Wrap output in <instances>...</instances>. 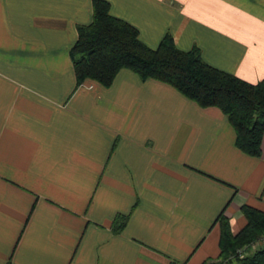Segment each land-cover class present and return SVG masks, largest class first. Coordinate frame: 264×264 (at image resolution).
Listing matches in <instances>:
<instances>
[{
    "label": "crops",
    "instance_id": "obj_1",
    "mask_svg": "<svg viewBox=\"0 0 264 264\" xmlns=\"http://www.w3.org/2000/svg\"><path fill=\"white\" fill-rule=\"evenodd\" d=\"M107 1L151 48L169 32L264 78V0ZM91 19L92 0H0V264H220L218 214L236 233L264 211V132L249 156L220 109L128 69L76 85Z\"/></svg>",
    "mask_w": 264,
    "mask_h": 264
},
{
    "label": "trees",
    "instance_id": "obj_2",
    "mask_svg": "<svg viewBox=\"0 0 264 264\" xmlns=\"http://www.w3.org/2000/svg\"><path fill=\"white\" fill-rule=\"evenodd\" d=\"M76 85L93 81L112 84L120 69L134 72L140 80L166 83L200 107L214 106L234 129L235 145L245 154L259 157L264 132V78L250 83L206 63L196 46L180 49L167 32L155 48L143 43L138 29L110 13L107 0H92V19L77 25V39L69 50ZM245 225L236 233L224 209L216 217L220 229V264H264V246L242 257L237 249L264 234V211L241 206ZM127 215H118L113 230L120 232Z\"/></svg>",
    "mask_w": 264,
    "mask_h": 264
},
{
    "label": "built area",
    "instance_id": "obj_3",
    "mask_svg": "<svg viewBox=\"0 0 264 264\" xmlns=\"http://www.w3.org/2000/svg\"><path fill=\"white\" fill-rule=\"evenodd\" d=\"M256 244L259 246H264V234L260 236L255 242H252L249 246L245 245L244 247L237 249L236 254L242 257L243 255L247 254V251H249L250 249L254 250L255 248H257Z\"/></svg>",
    "mask_w": 264,
    "mask_h": 264
},
{
    "label": "rangeland",
    "instance_id": "obj_4",
    "mask_svg": "<svg viewBox=\"0 0 264 264\" xmlns=\"http://www.w3.org/2000/svg\"><path fill=\"white\" fill-rule=\"evenodd\" d=\"M256 247H259V245L256 244ZM252 251H253V249H250L249 251H247V254L251 253Z\"/></svg>",
    "mask_w": 264,
    "mask_h": 264
}]
</instances>
